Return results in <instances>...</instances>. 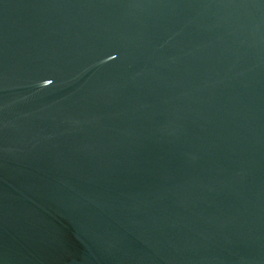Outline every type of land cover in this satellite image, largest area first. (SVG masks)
Here are the masks:
<instances>
[{
  "label": "water",
  "instance_id": "water-1",
  "mask_svg": "<svg viewBox=\"0 0 264 264\" xmlns=\"http://www.w3.org/2000/svg\"><path fill=\"white\" fill-rule=\"evenodd\" d=\"M0 264H264V0H0Z\"/></svg>",
  "mask_w": 264,
  "mask_h": 264
}]
</instances>
